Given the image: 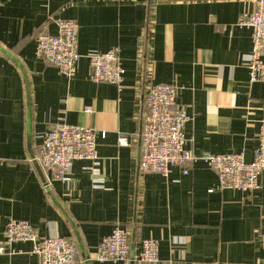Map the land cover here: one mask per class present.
I'll list each match as a JSON object with an SVG mask.
<instances>
[{
  "label": "crops",
  "instance_id": "obj_1",
  "mask_svg": "<svg viewBox=\"0 0 264 264\" xmlns=\"http://www.w3.org/2000/svg\"><path fill=\"white\" fill-rule=\"evenodd\" d=\"M255 1L0 0V246L15 218L40 237L73 240L78 264H124L94 256L120 225L130 234L132 256L153 238L161 264H259L264 175L248 195L218 191V175L204 162L187 176L177 167L168 176L140 172L141 114L151 83L184 86L179 102L193 117L186 137L195 154L242 152L246 162L254 160L264 83L252 84L243 66L252 31L239 23ZM58 20L80 26L73 78L37 54L38 36L56 35ZM114 48L125 70L121 90L91 80L89 54ZM59 122L97 131L99 172L77 161L71 184L54 181L47 193L37 158ZM120 134L131 137L130 147L119 146ZM13 248L17 253L0 255V264L38 263L32 243Z\"/></svg>",
  "mask_w": 264,
  "mask_h": 264
},
{
  "label": "built area",
  "instance_id": "obj_2",
  "mask_svg": "<svg viewBox=\"0 0 264 264\" xmlns=\"http://www.w3.org/2000/svg\"><path fill=\"white\" fill-rule=\"evenodd\" d=\"M57 24L56 35L42 33L38 36L37 54L46 63L57 67L63 75L73 78L81 57L80 26L73 20H58ZM239 25L252 31V51L244 56L243 66L248 70L252 84L264 83V0H256L254 12L244 16ZM89 58L94 83H108L122 89L125 70L117 48L106 53H90ZM147 67L150 77L153 76L151 65ZM184 89L178 82L151 83L147 88L141 114L140 172L168 176L172 168L177 167L187 176L192 166L204 162L218 175V191L236 190L252 195L260 189V178L264 175V119L261 121L260 144L252 162H246L242 152L219 155L206 152L197 155L187 147L186 127L193 117L179 102ZM85 112L91 115L94 109L86 107ZM97 138V131L89 127L73 126L66 122L51 127L44 136L37 158L47 174L44 181L47 193L51 192L54 181L71 184L73 166L77 161L92 162V172H99ZM118 144L120 147H130L131 137L120 134ZM17 242L33 244L37 264H78L79 250L73 240L60 236L40 237L29 222L9 218L0 255L16 254L13 244ZM94 256L96 261L102 263L161 264L159 241L153 238L145 240L141 252L132 256L130 234L120 225H116L111 235L102 239ZM259 264H264V256Z\"/></svg>",
  "mask_w": 264,
  "mask_h": 264
},
{
  "label": "bare ground",
  "instance_id": "obj_3",
  "mask_svg": "<svg viewBox=\"0 0 264 264\" xmlns=\"http://www.w3.org/2000/svg\"><path fill=\"white\" fill-rule=\"evenodd\" d=\"M141 154V153H140ZM140 158H141V156H140Z\"/></svg>",
  "mask_w": 264,
  "mask_h": 264
}]
</instances>
